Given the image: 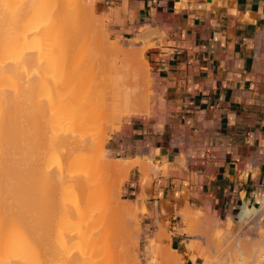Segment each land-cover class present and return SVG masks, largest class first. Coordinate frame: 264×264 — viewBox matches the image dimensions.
I'll use <instances>...</instances> for the list:
<instances>
[{
  "label": "crops",
  "instance_id": "0c3cea01",
  "mask_svg": "<svg viewBox=\"0 0 264 264\" xmlns=\"http://www.w3.org/2000/svg\"><path fill=\"white\" fill-rule=\"evenodd\" d=\"M91 3L112 39L134 40L143 30L155 44L144 50L155 83L152 113L126 121L106 144L113 160L156 168L147 176L135 165L121 187L125 200L145 208L152 236L178 213L227 223L245 206L260 208L264 0ZM170 233L173 254L183 255L184 264H201L187 255L186 237L176 227Z\"/></svg>",
  "mask_w": 264,
  "mask_h": 264
},
{
  "label": "bare ground",
  "instance_id": "6f19581e",
  "mask_svg": "<svg viewBox=\"0 0 264 264\" xmlns=\"http://www.w3.org/2000/svg\"><path fill=\"white\" fill-rule=\"evenodd\" d=\"M17 1L20 3V6L19 4L17 5V7L19 6L18 9L15 7V9H17V11L15 9L13 11L16 12L14 13L15 16H13V12L11 10H8L10 14L12 13L11 17H9L8 15H6L7 18L4 17L3 5H8V8H11L12 6L10 5V3L14 2L16 5V3H18ZM71 1L72 0H0V264L133 263L132 259L129 260V263V258L127 256L129 255L128 251L132 250L128 245L129 240L126 238V240L128 241L127 246L129 247L127 248L126 243L124 244L125 241L121 239V242L120 238L125 231H128L129 228L130 230H133V233L137 230L138 226H136L137 224L134 222V220L136 221L134 217H137V211L135 212L132 208L127 206L130 204L127 201H124L123 203L113 204L110 198L112 197V195L110 196V191H112L111 187L109 184V187H107L108 185L105 186L103 184L105 182L101 181V179H98L96 181H100V185H97L95 182L92 183L93 179H97L98 177L93 176L95 172L93 173V170H91L90 173L89 168L94 166L97 167L101 162L99 159H103H95L96 156L98 157V155L96 154L99 149L97 148L101 144L98 146L96 145V147L94 146V150H88L86 151V153L85 148H87V145L95 141L97 137L96 135H98V133H96L95 137L92 136L91 139L94 140L88 141V139H86V136L68 132V129H70V127H80L82 124L87 123L86 121L84 122L81 119L80 121L79 118L76 120L74 117L75 114L72 111L75 112L77 110H74V108H76L75 105L78 100L82 98H79L80 95L77 96L76 94L78 93V89H80V92L82 91V88L87 90L88 87L85 84H82L81 88L77 87V91L74 90L71 91L72 93H70L69 89V92L66 91V86L64 85L65 83H63V81L61 83L60 81L76 80V82L79 81L80 83H84V80H86V75H84V73L86 74V72L84 71L89 68L88 73L91 74L94 71L96 72V70H98V65L96 68V63H94V60L98 59L97 63H99V58L103 64L105 63L109 65L112 73L115 75L112 80H106L105 76L106 74H108V72L101 71L102 73H99L101 77L98 78V80H92V76L87 74L90 76L91 81L87 78L85 82L87 84V82L89 83L90 81L91 92V96L89 97L90 101H88L91 108H86V110H95L94 113L97 116H95L94 118L100 117V122H97L96 118V124H93L96 126L100 125L99 123L106 122V120H104V117L109 116L112 119L119 118V120H122L123 118L132 115H137L148 110L150 111V101L148 99L145 101L143 100L146 94L144 91H140V88L138 89V80L133 79L134 77L136 78L140 76V72L133 70L129 61L128 52H133L132 49L135 48V42H133L132 46L129 48H126L128 46H124L125 48H123L126 50H124L122 46H109L107 45V43H104L103 46V40L99 38L98 39L100 41L98 40V42H100V44H95L97 40L95 42L93 40L94 38L91 29L92 25H89L87 23L86 25L85 22L82 21V19H84L82 15H89V12L91 10H89V7L91 6H89L87 9L89 11H86L87 7L86 5H82L81 0H73L75 2V6ZM8 11L5 9V13L8 14ZM79 14L81 17L79 16ZM5 31L7 32V34L5 33ZM8 32L10 34H12L13 32V38L11 36L12 39L10 38ZM101 32L103 33V31ZM3 34H5L7 38L9 36V39H11V41L9 40L10 42H7L5 37L6 42H3ZM70 44H76V47L74 46L75 49L73 48L74 53H70L67 49ZM136 44H138V42ZM101 58L104 59L102 60ZM72 61L75 63L68 67V64H71ZM144 64L146 65L147 70H150L149 64L147 62H145ZM90 66H92V68ZM61 70L63 71L62 74ZM122 74H124V77L119 78L118 75L121 77ZM24 80L37 81H35V86H33V83L29 85V88H32L31 90L33 92L24 86L29 84H24V82H22ZM21 82L23 84V87L21 85ZM38 83L39 88H35L37 87ZM52 84H54V86L51 89L50 87ZM26 92L27 94H31L30 99L32 104L36 101V97H38V99L42 97L40 99L41 102L39 101V107H41L42 111L47 112L46 118L43 117V115L41 116L42 118H45V122L43 119L41 120V122L44 123V126L40 128L41 130L37 129V132L31 133L34 135L33 139L35 140V144L33 142L34 140L31 143V145L34 144L33 146L35 147L31 148L35 149L37 147V158L35 157V153H37L35 152L37 151L36 149L30 150V147L29 149L27 148V146H24L28 142L26 141L25 143V140H28V138L31 136V134L27 133V125L26 128H23L25 121L22 118L26 119L27 117L25 118L24 114L20 115L19 113L20 103L22 99L25 100L24 98H26L27 96ZM35 92L41 94H38L36 97H34ZM27 97L29 98V96ZM32 99H34L35 101ZM86 102H82L84 104L80 103V106L82 105V107H84L85 104H87ZM34 106L37 107L38 105L34 104ZM71 107H73V109L69 110ZM38 108L36 110L37 113L40 112L38 111ZM38 114L40 115V113ZM29 115H31V113ZM33 115L36 118V113H33ZM30 117L31 119L33 118L32 116ZM38 119L39 120L35 121L36 125H38L37 121L40 122L39 117ZM109 119H107V121H109ZM90 120L89 122L92 121ZM101 120L104 121L102 122ZM21 123L23 124V126H21ZM65 124L67 125V129ZM63 125L64 127H62ZM34 129L35 127L32 130ZM65 130L67 131L65 132ZM27 134L30 135L28 138H26ZM19 141L21 142V147L19 146ZM95 143L96 142H94V144ZM19 148H21V151H23V153L25 154H23L24 161H29L28 159H26L27 157H29V155H27L25 152L27 149H29V151L27 150V153L33 151V154L35 156H32L30 153L29 154L32 156V158H36L34 159V161L36 160L35 163L37 164L38 160L39 163H42L46 166L45 171L42 172V182H46V179L47 181L50 179L52 182H49L53 184L56 183V189H53L54 187H51V185L48 184V187L50 186L53 191L51 193L48 192L47 196L49 197L50 194L53 195L62 191L64 200L67 201L70 205H68V207H63V205L60 209H57V205L54 206L55 209L52 215H55L52 218L53 220L49 218V220L51 219L52 221H50V223H52V228L51 226H49L52 232H50L49 230V233L44 236V232L40 234L38 231H35L36 228L34 229L32 220L36 217L38 218L41 212L45 209L44 207L39 208L38 210L35 209V202H37V200L35 199V202L32 201L35 196H33V199L30 196L32 194H30L29 197L26 196V198L28 197V201L23 196L25 191L24 188L22 190L21 184H18V180H27L26 178H23V176L25 177V170L23 169L26 166H22L23 164H26V162L24 161L23 163L21 162L22 168L20 166V173H22L23 176L20 175V173L18 176V169L20 165L18 159ZM100 150H102V148ZM98 153L100 155L102 154L100 151ZM116 161L117 163H115L114 167L124 168L126 170L125 172H127V174L125 173L126 175L123 177V180H126L128 178V175L130 173L129 171L137 164H140L142 166L143 174L144 172H148V170L154 169L151 163L147 166L145 163H141L140 161ZM100 165H102V169H105L106 171L109 168L108 166H110L108 162H103V160ZM48 167H51L52 172ZM86 167V170L89 174L87 173V171L84 172V174L87 173L89 179H92L91 185H88L85 181H82V179H85L84 177H82L84 175L82 174V170H84V168ZM41 169L39 171H41ZM46 169H48L50 172L49 179L45 175L46 173L48 175V170L46 171ZM44 172L46 173L44 174ZM96 173L98 172L96 171ZM105 173L106 172H104L103 175H105ZM30 176L32 175H29V177ZM87 176L85 175V177ZM44 177L46 178L45 180ZM36 181L39 184L37 179ZM42 182L40 181V187H42ZM81 182L85 183L82 184ZM72 183H74L76 189L75 187H70V184L72 186ZM77 183H80V186L83 185L84 188L86 187L85 191L87 196H85L86 194L84 195V193L82 194L87 198H84L85 201L81 199L80 204L76 203V198H78L77 200L79 201V197H76L74 196L75 194H73L75 190L78 191V185H76ZM44 187L47 188L46 186ZM44 187L42 188V190L44 189ZM77 193L78 192H76V194ZM79 194L80 193H78V195ZM68 195H70L69 200L65 198L68 197ZM40 196L43 198L45 196L44 192L41 191ZM64 200L61 199L62 203L65 202ZM52 206L53 203L50 202V206L47 207L50 208L49 211H51L52 209L53 212L54 207ZM142 210L146 212L144 207H142ZM263 213L264 200L260 208H249L248 206H245L240 214H238L236 223L241 226H246L253 220H259ZM182 217L183 220L191 223L196 219L194 217V212L189 211L183 212ZM137 219L139 218L137 217ZM101 220H106L107 223L103 224L100 227L101 232L97 234L95 230L93 231V225L94 223ZM120 222H123L125 224V226L123 225V228L125 229L124 232L120 231L122 229V223L120 225ZM229 222L230 228L235 226L234 218H229ZM126 224L128 226H126ZM207 229L208 233H212L213 228L207 226ZM229 231L227 233H218L216 235H214V231V234L212 233V237H214L212 239V243H216L215 240L228 239L231 233H229ZM118 232H121L122 235ZM113 233H115L117 237L119 236L117 245H113L111 243L109 245L104 244L103 238L109 237ZM126 236L127 235L125 234L124 237ZM128 236L133 237V235ZM259 236V239H257L256 241L254 239L248 241L250 242V245H252V252L250 257L251 259L246 260L247 264H264V231L259 232ZM42 237H47L49 239L51 238L54 242H58V244H61V246L59 244L61 250H58L59 253L61 251V255H59L61 256V259L57 256H54L55 254H52L51 249L49 250L47 248H43L46 251H42L38 248V246H36V238L41 239ZM133 239L132 241H134ZM119 242H121L122 244ZM206 242L208 243V241ZM44 244L45 243L43 242V245L41 246L44 247ZM213 244H210L211 252L218 253L219 246ZM49 247H51V245ZM186 249L188 252L187 255L192 252L198 253L199 244L192 243L191 245H188ZM203 253H205L207 256ZM208 253L209 252H206V250L205 252H202V258L206 259L207 264H211V259L208 260L204 257H208ZM242 255H244L243 251ZM231 257L226 258H229L228 260H232ZM174 259L175 261L177 260L176 263L178 262V260H181L182 263V260H184L185 257L177 253ZM198 259H200V257H198ZM230 262L231 261H228L229 264ZM135 264H137V259H135Z\"/></svg>",
  "mask_w": 264,
  "mask_h": 264
},
{
  "label": "rangeland",
  "instance_id": "374dc122",
  "mask_svg": "<svg viewBox=\"0 0 264 264\" xmlns=\"http://www.w3.org/2000/svg\"><path fill=\"white\" fill-rule=\"evenodd\" d=\"M82 1V5H86V11H89L90 9V12H89V15L88 14H84V15H82V17H84V19H82V21H84L85 22V24L87 23V24H91L92 25V35H93V40H94V42L96 41V43L95 44H97L98 43V45L100 44V42H98V40L99 39H102L103 40V46H104V43L106 44L107 43V45H109V46H122V48L125 46H128V47H126V48H129V47H131L132 46V44H133V42H135V44H134V46H135V48H131L132 50H133V52L131 51H129L128 52V54H129V61H130V64H131V67H132V69L133 70H135V71H138V72H140V76H138V77H134L133 79L134 80H138V89L141 91H144L145 92V96H144V98H143V100L145 101V100H149L150 101V111L148 110V111H146V112H142V113H140V114H137V115H132V116H129V117H126V118H123L122 120H119V118H116V119H112V118H110L109 116L108 117H104L103 119L104 120H106V122H103L102 120V122L103 123H99L100 125H93V124H96L95 122H96V118H97V122H100L99 120V118L100 117H96V118H94L95 116H97V115H95V113H94V111L93 110H91V109H88V110H86V108H91V106L89 105V102L88 101H90L89 99V97L91 96V92H90V81H91V79H90V76H92L91 78H93L92 80H98V78H100L101 76L99 75V73H102L101 71H103V72H108V74H106V80H112V78L113 77H115V75L112 73V71H111V69H110V67H109V65L108 64H103L102 63V61L100 60V58H99V63H97V61H98V59L97 60H94V63H96V68H97V65H98V70H96V72L94 71L93 73H88V66H87V68L88 69H86V71H84V72H86V74L84 73V72H82V73H84V75H86L85 76V79L87 80V78H88V80L90 79V81H89V83L87 82V84L85 83L86 82V80H84V83H80L79 81H77L76 82V80H61L60 82L62 83V81H63V83H65L64 85L66 86V91H68V89H69V91H70V93H72L71 91H74V90H76L77 91V87L78 88H81L82 87V84H85L87 87V90L86 89H84V88H82V91H80L79 92V90L80 89H78V93H76L77 94V96H79V98L80 97H82V98H80L79 100H78V102L77 103H79V104H77L76 103V105H75V107L76 108H74V110H76L75 112L74 111H72L74 114H75V119L77 120L78 118H79V120L81 119L82 121H86L87 123H85V124H82L80 127H73V128H71L70 127V129H68L69 131V133H75V134H80V135H82V136H86V139H88V141H90V140H94V139H91L92 138V136H94L95 137V135H96V133H98V135H96L97 137H96V139H95V141L94 142H96L95 144H94V142H92L91 144H89V145H87L86 147L88 148H85V153H86V151H92V149L94 150V146L96 147V145L98 146V145H100L97 149H99L98 150V152L100 151L102 154L100 155L98 152H97V154L96 155H98V157L96 156V158L95 159H99V158H103V159H99L101 162H102V160H103V162H108L109 163V165L110 166H108L109 168H108V170L106 171L105 169H102V165H100V163H99V165L97 166V167H91V168H89V172L91 173V170H93V176H97L98 178L97 179H93V182L92 183H96L97 185L99 184V182H96L98 179L100 180L101 179V181H103V182H105V183H103L105 186H107L108 184L110 185V187H111V190L112 191H110V196L112 195V197H110L111 198V202L113 203V204H118V203H123L124 201H127V202H129L128 200H125V198L121 195V187H122V185H123V183H124V181L125 180H123V177L127 174V172H125L126 170L124 169V168H116V167H114L115 166V163H117V161L116 160H113L111 157H110V155H109V153H108V151H107V149H106V144H107V142H108V140L110 139V137H111V135H113L114 133H116V132H118L120 129H121V126L126 122V121H128L129 119H131L132 117H135V116H149L151 113H152V110H153V107H154V104H155V100H154V98H155V83H154V80H153V75H152V70H151V67H150V70L148 69L147 70V68H146V65L144 64L145 63V57H144V52H143V50H145V49H147V48H149V47H151V46H154L155 44H152L151 43V41H150V39H144L143 38V36H142V31L143 30H141L140 31V35H138V36H136V38L134 39V40H118V39H112L111 37H110V35L108 34V32L106 31V29H105V26H104V21H103V19L100 17V15H99V13H98V11L95 9V7L92 5V3H91V0H81ZM18 2V1H17ZM71 2H73V4H74V6H75V2L72 0ZM13 3V4H12ZM12 3H10V5L12 6H9V7H11V8H13V9H11V8H8V5L6 6L5 4V6L3 5V7L8 11V10H11L12 12L14 11V9H15V7L18 9V7L20 6V3L18 2V3H16V5H15V3L14 2H12ZM77 3H78V1H77ZM19 4V6L17 7V5ZM71 4V3H70ZM72 5V4H71ZM70 5V6H71ZM89 6H91V7H89ZM88 7H89V10H87L88 9ZM3 8V16L4 17H6L7 18V16L6 15H8L9 17H11V15H12V13L10 14V12L8 11V14L7 13H5V9ZM8 8V9H7ZM72 8V7H71ZM17 9H15L16 11H17ZM80 11V10H79ZM14 13H16V12H13V16H15V14ZM80 13V12H79ZM81 14H82V12H81ZM12 16V17H13ZM79 16H80V14H79ZM81 17V16H80ZM5 18V19H6ZM10 19V18H9ZM5 22V21H4ZM7 23V22H6ZM86 24V25H87ZM86 25H84V26H86ZM88 25V26H89ZM101 27V28H100ZM99 28V29H98ZM87 29V28H86ZM91 29H89V30H91ZM101 29V30H100ZM9 30V29H8ZM10 31V30H9ZM101 31H103V33L101 32ZM11 32V31H10ZM5 33L7 34V32L5 31ZM9 33V32H8ZM91 34V33H90ZM101 34V35H100ZM8 36V35H7ZM9 36H10V38H11V36H12V38H13V32H12V34H10L9 33ZM9 36H8V38L6 37V35L5 34H3V36H2V38H3V42L5 41L6 42V40H7V42H10L11 41V39H9ZM5 37H6V40H5ZM140 38V40H139V38ZM99 38V39H98ZM10 40V41H9ZM158 41H160L161 40V38H159L158 37V39H157ZM100 41V40H99ZM132 42V43H131ZM138 42V44H136ZM73 47H72V46ZM69 46H71V47H69ZM68 46V51L70 52V53H74V50H73V48L75 49V47H76V44H70ZM75 46V47H74ZM124 47V48H125ZM123 48V49H124ZM131 49H128V50H131ZM124 50H126V49H124ZM59 52V51H58ZM102 59V58H101ZM104 59V58H103ZM102 59V60H103ZM108 60V59H107ZM107 60H106V62H107ZM105 61V60H104ZM109 61V60H108ZM75 62H71V64L69 63L68 64V67H70L71 65H73ZM85 66V65H84ZM91 68H92V66H90ZM95 68V69H96ZM91 70V69H90ZM62 71V70H61ZM63 73V71L61 72V74ZM87 74H89V75H87ZM96 76V77H95ZM97 78V79H95V78ZM118 77L119 78H123L124 77V74H122L121 75V77L118 75ZM100 80V79H99ZM30 81V82H29ZM36 80H24V81H22V82H24V84H27V83H29V84H27V85H24L27 89H32V88H29L30 86L29 85H31L32 83H33V86H35L36 85V82H35ZM58 81V80H57ZM70 81V82H69ZM22 82H21V85H22V87H23V84H22ZM39 82V81H38ZM73 84H72V83ZM75 83V84H74ZM35 84V85H34ZM68 84V85H67ZM55 85H57V84H55ZM28 86V87H27ZM54 86V84H52L51 85V89H52V87ZM24 87V88H25ZM72 87V88H71ZM25 88V89H26ZM35 88H39V83L37 84V87H35ZM76 88V89H75ZM87 92H85V91ZM32 91V90H31ZM68 91V92H69ZM89 91V92H88ZM33 92V91H32ZM31 92V93H32ZM80 93V94H79ZM26 94H27V92H26ZM26 94H24V95H26ZM28 94H30V93H28ZM27 94V96H29V98L26 96V98H24L25 100H23L22 99V101L24 102H22L21 101V103H20V109L22 110H20L19 109V113H20V115H22V114H24V116H25V118L26 119H24V118H22L21 116V118L25 121L24 122V126H23V124L21 123V126H23V128H26V125H27V127H28V134H31V133H33V132H37V129H40V128H42V126H44V123L43 122H41V120L43 119L44 120V122H45V118H46V115H47V112H45V111H42V109H41V107H39L40 106V102H41V98H39L38 99V97H36L38 94H41V93H36L35 92V94H34V97H36L35 98V100L37 101H35L34 99H32V100H34L35 102H33V104H32V102H31V94L30 95H28ZM90 94V95H89ZM33 95V94H32ZM87 95V96H86ZM33 97V98H34ZM40 97V96H39ZM145 97H146V99H145ZM28 99H30V100H28ZM38 99V100H37ZM82 99H84V100H82ZM86 100H87V102H86ZM40 101V102H39ZM82 102H86L87 104H85V108L84 107H82V105L80 106V103L81 104H84V103H82ZM38 103V104H37ZM28 104V105H27ZM32 104V105H31ZM34 104L35 105H38L37 107L36 106H34ZM34 106V107H33ZM79 106H80V108H79ZM32 107V108H31ZM35 107H36V109H35ZM39 107V108H38ZM93 107V106H92ZM37 108L39 109L38 111H40V112H38V113H40V115L36 112V110H37ZM32 109V110H31ZM71 109H73V107H71L69 110H71ZM34 110V111H33ZM79 110V111H78ZM81 110V111H80ZM77 111H78V113H77ZM43 114H42V113ZM89 112V113H88ZM31 113V115H29V114ZM33 113L35 114L36 113V118L34 117V115H33ZM87 113H88V115H87ZM91 113V114H90ZM73 114V115H74ZM43 115V117H45V118H42L41 116ZM30 116H32L33 118L31 119V117ZM80 116V117H79ZM92 116V117H91ZM38 117L40 118V122H38L37 121V124L38 125H36V120H39L38 119ZM109 119V121H107V119ZM74 119V120H75ZM92 121H91V120ZM112 119V120H111ZM80 120V121H81ZM89 120L91 121V122H93V123H91V122H89ZM21 121V120H20ZM29 121V122H28ZM111 121V122H110ZM114 121V122H113ZM79 122V121H78ZM107 123V124H106ZM111 123V124H110ZM30 124V125H29ZM31 124H35L34 126L33 125H31ZM40 125V126H39ZM73 125V124H72ZM102 125V126H101ZM110 125V126H109ZM30 126H32V127H30ZM65 126H66V129H67V125L65 124ZM96 126V127H95ZM35 127V129L34 130H32L33 128ZM56 127H58V126H56ZM62 127H64V125L62 126ZM22 128V129H23ZM21 129V128H20ZM24 130V129H23ZM41 130V129H40ZM96 130H97V132H96ZM67 130H65V132H66ZM27 134V137L26 138H28L30 135H28ZM35 134V133H34ZM33 134H31V136H32ZM21 136V135H20ZM19 136V137H20ZM29 137L28 138V140L26 139L25 140V143H26V141H28L24 146H27V148H33V147H35V146H33L34 144H35V140L33 139V137H34V135L32 136V137ZM88 137V138H87ZM90 138V139H89ZM32 139V140H31ZM34 140V141H33ZM97 140V141H96ZM32 141L34 142V144H32L31 145V143H32ZM24 143V142H23ZM21 142L19 141V146L21 147ZM30 144V145H29ZM29 145V146H28ZM26 148V147H25ZM29 148V149H30ZM30 149V150H37V147L35 148V149ZM102 148V150H100ZM24 149V148H23ZM29 149H27L28 151H29ZM91 149V150H90ZM27 150L25 151L26 152V154L27 155H29V157H27L26 159H28L29 161H24L23 160V151H21V148H19V150H18V159H19V163H20V165H19V169H20V166L22 165V163H23V161L24 162H26V164H23L22 166H24V165H26L25 167H24V169L23 170H25V177L23 176V174L22 173H20V171H21V169L19 170L18 169V176H19V173H20V175H22L23 176V178H26L27 180H25L24 179V181H26V182H24L23 181V179L22 180H18V184L20 185L21 184V188H22V190H23V188H24V194H23V196H24V198H26V196H28L29 197V195L30 194H32V195H30L31 196V198L33 199V196H35L34 197V199L32 200V201H34L35 202V199L37 200V202H35V209H39V208H42V207H44V209L45 210H43L42 212H41V214H40V216L37 218H34L33 220H32V225H33V227H34V229H35V231L37 232H39L40 234H42V232H44L43 233V236L44 235H46L47 233H49V230H50V232H52L51 231V229H50V227L49 226H51V228H52V223H50V221H51V219L53 218V216L55 215H52L53 213H54V209H55V207L54 206H56L57 207V209H60V208H62V206L63 207H68V205H69V203L67 202V201H65L64 200V198H63V192L62 191H60L59 193H56V194H53V195H51V197H50V195H49V197L47 196L48 195V192H52L53 191V189H56V187H55V185H56V183H51L52 181L49 179L50 178V172H49V170L51 171L52 169H51V167L49 168V170L48 169H46V171L48 172V175H47V173L46 172H44V174L47 176V178L49 179L48 181H47V179L44 177V180L46 179V182H42V177H43V174H42V172L43 171H45V168H46V166L44 165V164H42V163H39L38 162V160H37V164L35 163V161H34V159H36L38 156V150L37 151H35V152H37V153H35V155L33 154V151H30V152H28L27 153ZM103 151V152H102ZM22 152V153H21ZM32 152V153H31ZM82 152H84V151H82ZM32 155V156H35L36 158H32V156L30 155V154ZM84 153V154H85ZM25 155V154H24ZM100 155V156H99ZM103 155V156H102ZM31 157V158H30ZM95 157V156H94ZM25 159V158H24ZM25 159V160H26ZM32 159V160H31ZM109 159V160H108ZM98 160V161H99ZM31 161V162H30ZM115 161V162H114ZM123 161H125V160H123ZM22 162V163H21ZM30 163V164H29ZM34 164V165H33ZM29 165V166H28ZM22 166H21V168H22ZM35 168V169H34ZM41 168H43V169H41ZM92 168H96L95 170L94 169H92ZM41 169V171H39ZM87 167L86 168H84V170H82L83 171V173L82 174H84V172H86L87 170ZM35 170V171H34ZM152 170V172L154 173V174H156V168L154 167V169H151ZM32 171H34V172H32ZM37 171V172H36ZM96 171L99 173H96ZM24 172V171H23ZM40 172H41V174H40ZM52 172V171H51ZM104 172H106L105 173V175H103L104 174ZM87 173H88V171H87ZM87 173L86 174H84L82 177H84L85 179H82V181H85L88 185L90 184L91 185V178L89 179V176H87ZM126 173V174H125ZM145 173V172H144ZM35 174V175H34ZM89 174V173H88ZM146 174H147V176H148V172H146ZM27 175H28V177H27ZM29 175H32V176H30L29 177ZM85 175L87 176V177H85ZM34 176V177H33ZM40 176H41V178H40ZM103 176V177H102ZM21 177V176H20ZM102 177V178H101ZM21 179V178H20ZM32 179V180H31ZM36 179L38 180V182H39V184L37 183V181H36ZM147 177L144 179V183H147ZM95 180V181H94ZM21 181V182H20ZM40 181L44 184V186H46L47 188H45L44 186H43V184H41L42 185V187H40ZM49 181H51V182H49ZM30 182H32V183H30ZM49 182V183H48ZM85 182H81L82 184H84ZM107 182V183H106ZM23 183H24V185H23ZM48 184H50L51 185V187H54L53 189L52 188H50V186L48 187ZM76 185H78L77 187H78V191H76L75 190V192L73 193V194H75L74 196H78L79 197V201L77 200L78 198H76V203L77 204H80V201H81V199L82 200H84L85 201V199L84 198H87V197H85V196H87V194H86V191H85V188H84V186L82 185V186H80V183L78 184H76ZM100 185V184H99ZM102 185V184H101ZM109 185L107 186V187H109ZM112 185V186H111ZM39 186V187H38ZM103 186V185H102ZM20 187V186H19ZM44 187V189L42 190V188ZM70 187H75L74 186V183H72V186H71V184H70ZM114 187V188H113ZM21 188H20V190H21ZM39 188V189H38ZM49 188V189H48ZM38 189V190H37ZM50 189H52V190H50ZM75 189H76V187H75ZM36 190H37V192H36ZM50 190V191H49ZM41 191L42 192H44V194H45V196L42 198L41 196H40V194H41ZM56 191V190H55ZM30 192V193H29ZM33 192V193H32ZM47 192V193H46ZM76 192H78V193H80L79 195H78V193L76 194ZM82 193H84V195L82 194ZM21 194V193H20ZM43 195V194H42ZM37 196V197H36ZM114 196V197H113ZM28 197L26 198L27 200H28ZM41 197V198H40ZM66 199H68L69 200V198H70V195H68V197H65ZM58 199V200H57ZM59 199H60V201H59ZM61 199L62 200H64L65 202L64 203H62V201H61ZM31 200V199H30ZM26 201V200H25ZM29 201V200H28ZM84 201H82V202H84ZM50 202L51 203H53V206L52 207H54L53 208V212H52V209H51V211H49L50 210V208L49 207H47V206H50ZM60 202V203H59ZM73 202H75V201H73ZM79 202V203H78ZM81 202V203H82ZM49 203V204H48ZM62 203V204H61ZM130 204L129 205H127V206H129L130 208H132L135 212L137 211V217L139 218V219H137V217H134L135 219H136V221L134 220V222L137 224L136 226H138L137 227V230L133 233V230H130V228L128 229V231H125L124 232V228H123V225L125 226V224L123 223V222H120V225H121V223H122V229L120 230V231H123L124 232V234L122 235V233L120 232H118L119 234H121L122 235V237L120 238V241L122 242V240H124L123 242H124V244L126 243V246H127V243H128V241L126 240V238L129 240V247H131V251H128L129 252V255H127L128 256V261L130 260V259H132V262L135 264V259H137V264H184L185 263V261H186V259H184V260H182V263H181V260H178V262L176 263V261H175V257H176V255H177V253H174L173 254V252L171 251V249H170V247L167 245V242L168 241H170V237H171V233H170V228L171 227H176V231H178L180 234H183L185 237H186V239H187V241L185 242V245H186V247L188 246V245H191L192 243H198L199 244V252L197 253V252H192V253H189V255L188 256H195V257H192V259L194 260V261H196V259H198V257H200V261H201V264H207V261H206V259H204V258H202V252H205V250H206V252L208 251L209 253V255H210V257H209V255H208V257H206L207 255L205 254V253H203V254H205L206 256H204L205 258H207L208 260L209 259H211L210 260V263L211 264H229L228 263V261H231L233 264H247L246 263V260H250L251 258V252H252V245H250V242H248V241H250L251 239H254L255 241L257 240V239H259V232H261V231H264V219H263V221L261 222L260 220H253V221H251V222H249V224L248 225H244V226H241V225H238L237 223H236V221H237V219L235 220V226L234 227H232V228H230V222H229V220H228V222L227 223H225V222H220V221H217V220H215V219H210V218H208V217H206L205 215H203V214H198V215H196V213H194V217L196 218L195 219V221L194 222H186L185 220H183V217H182V213H178L177 215H176V218L172 221V222H170V221H167L165 224L164 223H162V224H160L159 225V229H160V231H159V233H157V234H155L154 236H152V233H151V231L148 229V227L146 226V224H145V221H144V215L146 214V212L145 211H143L142 209H140V207H139V205L137 204V203H133V202H129ZM59 204V205H58ZM52 205V204H51ZM73 205V204H72ZM46 206V207H45ZM60 206V207H59ZM70 206V205H69ZM75 206V205H74ZM132 206V207H131ZM38 207V208H37ZM59 207V208H58ZM72 207V206H71ZM145 212V213H144ZM55 213H56V211H55ZM181 216V217H180ZM49 218H51L50 220H49ZM36 220V221H35ZM53 220V219H52ZM197 220V221H196ZM37 222V223H36ZM52 222V221H51ZM110 222V221H109ZM138 222V223H137ZM198 222V223H197ZM35 223V224H34ZM50 223V224H49ZM105 223H107V221L106 220H101V221H98V222H96V223H94V225H93V231L95 230L96 232H97V234L98 233H100L101 232V230H100V227L103 225V224H105ZM126 223V222H125ZM197 223V224H196ZM212 224V225H211ZM229 225V226H228ZM117 226V225H116ZM126 226H128L127 224H126ZM207 226H210L211 228H213V231H212V233L214 234V231H215V234L214 235H216V234H218V233H227L229 230V233H230V237L228 238V239H226V240H223V239H220V240H215V242L216 243H212V239L214 238V237H212L213 235H212V233H208L207 231H208V229H207ZM38 228V229H37ZM117 228V227H116ZM126 228V227H125ZM215 229H217V230H215ZM250 229V230H249ZM119 230V229H118ZM127 230V229H126ZM253 232H252V231ZM210 231V232H211ZM222 231H224V232H222ZM226 231V232H225ZM248 231V232H247ZM130 232H132V233H130ZM116 233H117V231H116ZM136 233V234H135ZM247 235V237H246V235ZM248 233H249V235H248ZM255 233H257V234H255ZM51 234V233H50ZM125 234L127 235L126 237H124L125 236ZM210 234V235H209ZM251 234V235H250ZM128 235H133V237H132V239L134 240V241H132V239H131V237L130 236H128ZM204 237V238H203ZM209 237V238H208ZM212 237V238H211ZM118 238H119V236L117 237L116 236V234L115 233H113V234H111V236H109V237H106V238H103V243L104 244H107V245H109L110 243L111 244H113V245H117V243H118ZM138 238V239H137ZM201 238V239H200ZM203 238V239H202ZM39 239V238H38ZM37 238H36V246H38V248L39 249H41L42 251H46V250H44V249H51V252H52V254H55L54 256H57L58 258H60L61 259V256H59V255H61V251H60V253H59V251L58 250H61L60 249V247H59V244H58V242H54L51 238L49 239V238H45V237H42L41 239H39L38 240ZM122 239V240H121ZM41 240H42V242H41ZM208 241V243L206 242V241ZM43 242L45 243V244H47V245H45L44 244V247L43 246H41V245H43ZM121 242H119V243H121ZM132 244H131V243ZM211 242V243H210ZM263 242H264V237H263ZM38 243V244H37ZM122 244V243H121ZM210 244H213V245H217V246H219L218 247V253H214V252H211V250H210ZM51 245V247H49ZM202 245V246H201ZM60 246H61V244H60ZM251 246V247H250ZM49 247V248H48ZM55 247V248H54ZM128 246H127V248H129ZM250 247V248H249ZM44 248V249H43ZM62 248V247H61ZM126 248V247H125ZM126 248V249H127ZM238 249V250H237ZM129 250V249H128ZM242 251L244 252V255H242ZM250 252V253H249ZM47 253H49V252H47ZM126 254H128V253H126ZM200 254V255H199ZM126 256V257H127ZM231 257V259L232 260H228L229 258H226V257ZM224 257V258H223ZM133 258H134V261H133ZM218 258V259H217ZM226 261V262H225ZM235 261V262H234ZM230 262V264H232ZM60 263V262H59ZM129 263H130V261H129ZM132 263V264H133ZM208 263H209V261H208ZM58 264V263H57ZM256 264V263H255Z\"/></svg>",
  "mask_w": 264,
  "mask_h": 264
}]
</instances>
